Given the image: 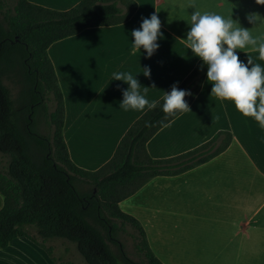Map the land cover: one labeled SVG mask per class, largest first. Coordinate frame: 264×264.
I'll return each instance as SVG.
<instances>
[{
  "label": "crops",
  "instance_id": "crops-1",
  "mask_svg": "<svg viewBox=\"0 0 264 264\" xmlns=\"http://www.w3.org/2000/svg\"><path fill=\"white\" fill-rule=\"evenodd\" d=\"M54 11H67L81 0H27ZM137 9L125 23L88 28L52 44L47 55L64 103L63 138L73 164L96 171L115 149L143 110L119 109L127 85L111 81L112 74L128 71L157 102L191 73L198 58L184 38L190 3L201 12L232 15L241 27L264 36V25L249 23V14L264 17L255 0H133ZM156 14L162 39L157 51L146 54L131 48V31L142 19ZM241 61L259 63L251 48L238 50ZM150 69V77L142 75ZM141 73V74H140ZM206 76L191 105L160 129L146 144L153 159L190 151L221 131L229 132V147L209 162L174 177H156L122 201V212L142 225L149 248L162 264L264 263V129L238 112L231 102L210 96ZM141 203H137L138 200ZM3 199L0 196V209ZM190 230V233L188 232ZM204 245L201 252L190 246ZM204 252V253H203ZM0 264H53L47 254L25 238L14 239L0 252Z\"/></svg>",
  "mask_w": 264,
  "mask_h": 264
},
{
  "label": "trees",
  "instance_id": "trees-1",
  "mask_svg": "<svg viewBox=\"0 0 264 264\" xmlns=\"http://www.w3.org/2000/svg\"><path fill=\"white\" fill-rule=\"evenodd\" d=\"M136 9L133 0H81L67 11L0 0V155L7 160L0 163V252L14 239L25 238L56 264L46 243L62 240L74 246L85 264H162L142 225L119 204L153 178L188 172L229 147L232 136L221 131L180 155L151 158L147 142L184 112H162V97L132 123L98 170L73 164L63 138V97L47 50L85 29L123 24ZM205 73L199 61L177 86L190 93L188 106ZM4 80L21 86L16 99ZM125 236L138 261L124 250Z\"/></svg>",
  "mask_w": 264,
  "mask_h": 264
},
{
  "label": "clouds",
  "instance_id": "clouds-1",
  "mask_svg": "<svg viewBox=\"0 0 264 264\" xmlns=\"http://www.w3.org/2000/svg\"><path fill=\"white\" fill-rule=\"evenodd\" d=\"M256 4L264 5V0H255ZM193 9L187 21L188 31L185 41L192 56L201 61V69L206 68V83L211 85L210 96L219 101L231 102L235 109L245 117L254 119L264 129V66L252 63L250 59L244 63L239 59L238 50L251 48L258 53V59L264 61V36H255L238 20L212 12H201L190 3ZM249 23L264 25V17L249 14ZM132 50H143L150 58L158 49V39H162L161 21L156 14L142 19L140 27L131 31ZM141 74V73H140ZM138 75V74H137ZM128 71L112 74L111 81H122L128 87L122 92L119 109L143 110L152 108L155 102L147 98V89L141 92V85ZM142 75L150 77V69L143 68ZM189 92L174 84L169 92H163L161 111L166 114L190 110L185 101Z\"/></svg>",
  "mask_w": 264,
  "mask_h": 264
},
{
  "label": "rangeland",
  "instance_id": "rangeland-1",
  "mask_svg": "<svg viewBox=\"0 0 264 264\" xmlns=\"http://www.w3.org/2000/svg\"><path fill=\"white\" fill-rule=\"evenodd\" d=\"M4 84L9 88L12 98L16 99L18 96V93L21 89V86L16 84L15 82H11L9 80L8 81L4 80ZM34 132L37 133V131L35 129H34ZM6 161L7 160L4 157H2V155H0L1 165H5ZM88 190L91 191L90 189H88ZM137 203H141V200L139 199L137 201ZM127 230L132 232V230L130 228H127ZM188 232L190 233L189 229H188ZM121 241L124 245V250L126 251L127 255L130 258H132L133 260L138 261L139 259L134 252L133 242L131 241V239L128 238L127 236H125V237H122ZM46 246L51 248L53 256L58 260L56 264H85L83 262L82 258L76 252L74 246L69 244V243H66L62 240H52V241L47 242ZM203 246L204 245L190 246V247H192L193 249H198L201 252L199 257L202 256V258H204L203 257L204 254L207 255V253L203 252L204 254L202 255ZM43 251L46 253L45 250H43ZM114 251H115V249H114ZM47 256H48V254H47ZM183 264H193V263L184 262ZM197 264H212V263H210V262L206 263V261H204V262H198ZM248 264H264V263L254 262V263H248Z\"/></svg>",
  "mask_w": 264,
  "mask_h": 264
}]
</instances>
